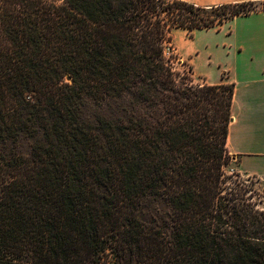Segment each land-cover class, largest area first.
<instances>
[{
  "label": "trees",
  "instance_id": "obj_1",
  "mask_svg": "<svg viewBox=\"0 0 264 264\" xmlns=\"http://www.w3.org/2000/svg\"><path fill=\"white\" fill-rule=\"evenodd\" d=\"M259 10L0 0V264H264V194L226 173L235 84L164 53Z\"/></svg>",
  "mask_w": 264,
  "mask_h": 264
},
{
  "label": "crops",
  "instance_id": "obj_2",
  "mask_svg": "<svg viewBox=\"0 0 264 264\" xmlns=\"http://www.w3.org/2000/svg\"><path fill=\"white\" fill-rule=\"evenodd\" d=\"M185 1L212 5L248 0ZM171 43L204 84H235L227 148L241 175L264 180V10L237 15L193 36L175 28Z\"/></svg>",
  "mask_w": 264,
  "mask_h": 264
},
{
  "label": "rangeland",
  "instance_id": "obj_3",
  "mask_svg": "<svg viewBox=\"0 0 264 264\" xmlns=\"http://www.w3.org/2000/svg\"><path fill=\"white\" fill-rule=\"evenodd\" d=\"M173 45V44H172ZM174 46V45H173ZM176 55L178 56V53H176ZM183 66H186L190 71H191V75H188L187 77L193 78L195 82H200L203 83L202 80H200L199 78L195 77L191 67L184 63L183 64H175V68L176 70H180ZM84 111L86 116L91 120H95V116L97 115H101L104 117H111V116H115L116 118V103H110L109 105H103V106H97L95 105L91 100H87L84 104ZM106 117V118H107ZM236 163L233 162V160H230V163L226 166V173L227 175H233L234 176V171H237L236 169ZM238 172V171H237ZM243 178L247 179L250 182H254L255 183V187L262 193L264 194V180L255 178V177H244ZM237 177L234 176L233 179H236ZM264 206V204H263Z\"/></svg>",
  "mask_w": 264,
  "mask_h": 264
},
{
  "label": "built area",
  "instance_id": "obj_4",
  "mask_svg": "<svg viewBox=\"0 0 264 264\" xmlns=\"http://www.w3.org/2000/svg\"><path fill=\"white\" fill-rule=\"evenodd\" d=\"M164 53H165L166 58L171 61L174 67H175V64H183L181 58H179V56L176 55L177 52L175 50V47L172 45L171 41H168L165 44ZM178 71H180L183 75H191V71L186 66H183Z\"/></svg>",
  "mask_w": 264,
  "mask_h": 264
}]
</instances>
